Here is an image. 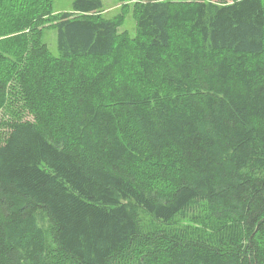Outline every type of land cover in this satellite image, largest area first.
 Masks as SVG:
<instances>
[{
	"label": "trees",
	"instance_id": "obj_1",
	"mask_svg": "<svg viewBox=\"0 0 264 264\" xmlns=\"http://www.w3.org/2000/svg\"><path fill=\"white\" fill-rule=\"evenodd\" d=\"M53 1L0 0V264H264V0H74L57 56Z\"/></svg>",
	"mask_w": 264,
	"mask_h": 264
},
{
	"label": "rangeland",
	"instance_id": "obj_2",
	"mask_svg": "<svg viewBox=\"0 0 264 264\" xmlns=\"http://www.w3.org/2000/svg\"><path fill=\"white\" fill-rule=\"evenodd\" d=\"M144 0H103V10L97 13L95 18L101 17L106 19L116 18L118 15L123 13L125 15V21L122 27L119 29V34L128 36L129 38H134L137 35V25L135 18V6L137 2H141ZM174 1H182V0H174ZM218 2H231V0H217ZM74 0H54V14L53 17L50 18V22L47 24V28L44 31V41L48 45L49 49L57 56V33L55 29L56 21H51L53 18L58 17L59 15L72 12L71 8ZM187 28H183L179 30L175 39L178 41L180 39L181 43L182 39L187 35ZM182 38V39H181ZM2 115V112L0 113ZM142 224L145 229H150L156 223L145 214H141ZM188 220L184 221L182 224L187 225ZM189 224V222H188Z\"/></svg>",
	"mask_w": 264,
	"mask_h": 264
}]
</instances>
